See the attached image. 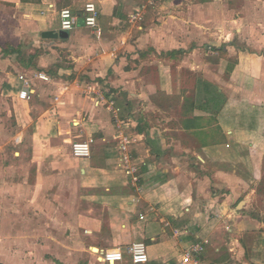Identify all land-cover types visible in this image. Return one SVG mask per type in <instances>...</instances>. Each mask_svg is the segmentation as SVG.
<instances>
[{"label":"crops","instance_id":"1","mask_svg":"<svg viewBox=\"0 0 264 264\" xmlns=\"http://www.w3.org/2000/svg\"><path fill=\"white\" fill-rule=\"evenodd\" d=\"M88 1L100 35L84 23ZM144 1L0 0V64L16 55L23 70L5 83L18 121L0 144L6 264L29 262L33 203L68 216L44 245L89 250L88 264H109L97 254L111 248L125 252L116 264H135L133 242L147 245L146 264H175L192 242L205 244L203 264H264V0H162L139 28L128 20ZM90 85L115 101L121 127ZM120 134L136 182L119 165ZM86 137L91 155L74 156Z\"/></svg>","mask_w":264,"mask_h":264},{"label":"built area","instance_id":"2","mask_svg":"<svg viewBox=\"0 0 264 264\" xmlns=\"http://www.w3.org/2000/svg\"><path fill=\"white\" fill-rule=\"evenodd\" d=\"M160 0H146L140 4V6L134 10L129 16L130 24L142 28L141 24L144 21L145 15L150 7L157 5ZM60 24L62 30H71L76 24V16L73 11L68 8H62L60 10ZM83 18L86 26L94 28L98 35L101 34V29L99 28V10L97 4L94 1H88L83 8ZM37 77L43 80H50L48 74L44 72H39ZM31 82L30 80L25 81V87L20 91L19 96L21 99L30 100L32 94L30 92ZM87 93L95 94L97 102L107 101L109 110L113 113L117 126L121 127L122 123L118 116L119 109L116 107V103L113 99L107 98V96L102 92L97 85H90L86 88ZM63 93V91L61 92ZM58 100V98H57ZM121 138V157H120V166L125 169V172L130 175L133 181H137L138 177L136 176L137 168L131 163L130 155L128 153V141L124 138L122 134L119 135ZM94 140L90 137L84 139H77L71 143V150L74 156L76 157H88L93 151ZM142 217V216H141ZM175 234L178 235L179 231L176 230ZM205 251V244L201 242H192L184 247L177 255L175 264H203L200 256ZM127 252L131 257V260L135 264H146L149 262V254L147 245L144 242H133L128 248ZM125 252L122 248H111L103 249L97 254L98 260L102 262H107L109 264H116L124 259Z\"/></svg>","mask_w":264,"mask_h":264},{"label":"rangeland","instance_id":"3","mask_svg":"<svg viewBox=\"0 0 264 264\" xmlns=\"http://www.w3.org/2000/svg\"><path fill=\"white\" fill-rule=\"evenodd\" d=\"M160 1H158V3ZM154 7H157V5ZM149 9H151L150 12L154 10L153 7H150ZM148 17L149 15L145 16L144 19H147ZM4 26L5 25L3 24L1 27H4ZM2 41L4 42L3 39ZM27 47H29V45ZM32 47H35V46H32ZM23 50H24L23 58L25 61H27L29 57V53H28L29 49L24 48ZM1 58L4 61L5 57H1ZM10 60L12 64H6V65L0 64V144L11 141V139L15 137L16 135L15 129H17L16 127L18 125L17 123L18 121L16 119L17 115H16L15 107L14 105H12L13 100L10 97L7 88L5 87V83L8 80H11V79H8V78H11V76L14 79V81L12 82H15V79L18 80L23 70L22 69L16 70L15 67L13 66L15 64L18 65L20 63L18 62L16 55H12L10 57ZM7 62L9 61L6 60L5 63ZM7 65H8L7 70H4L3 67H6ZM29 132H31V129L29 130ZM33 204L34 205L30 208V211H29L28 220L31 225L30 236H31V239H33V241L35 242V244H32L29 247V250L27 252L29 262H27V264H88V262L90 261V256H92L89 250H85L84 248L83 249H78V248L74 249V247L70 248L69 243H67V245L65 246L57 245V244H60L57 241H56L57 244L55 243L56 246H54V243L50 247H46L44 245L46 243L52 242V241L51 242L49 241L51 240L50 238L52 236H54V238L55 237L58 238L59 240L62 239V236H60L62 232L57 227L58 222H60L59 217L62 216L63 218L65 217L68 218V216H63L59 214L57 215V213H54L50 209H47L46 211L50 213L44 215L43 217V215L38 214L39 209L37 208L36 203H33ZM41 226L45 228V231L40 230L38 232L36 229L40 228ZM37 236H40V241L38 242L39 244H36L35 239L37 238ZM1 258L2 256L0 254V264H6ZM54 258L57 259V261H55ZM59 258H63L65 259V261H58ZM12 264H21V263H19L18 261H15Z\"/></svg>","mask_w":264,"mask_h":264},{"label":"water","instance_id":"4","mask_svg":"<svg viewBox=\"0 0 264 264\" xmlns=\"http://www.w3.org/2000/svg\"><path fill=\"white\" fill-rule=\"evenodd\" d=\"M44 35L45 36H55V37H59V36H64V33H55V32H51L50 31V32H45Z\"/></svg>","mask_w":264,"mask_h":264}]
</instances>
